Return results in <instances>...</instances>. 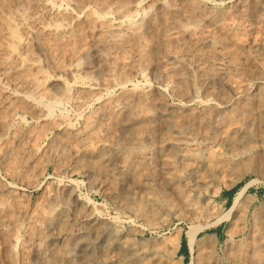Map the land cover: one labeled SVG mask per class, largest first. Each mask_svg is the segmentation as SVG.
<instances>
[{"label": "bare ground", "instance_id": "6f19581e", "mask_svg": "<svg viewBox=\"0 0 264 264\" xmlns=\"http://www.w3.org/2000/svg\"><path fill=\"white\" fill-rule=\"evenodd\" d=\"M138 75L158 83L143 86ZM65 100L77 122L56 113ZM18 110L36 125L9 128ZM263 130L264 0H0V264H63L85 235L93 203L73 186L67 192L45 181V199L32 207L21 202L17 179L35 180L44 171L29 162L33 153L51 156L60 169L66 159L87 165L89 184L145 218L153 206L147 204L173 205L174 196L176 206L197 215L203 189L215 192L232 172L242 177V149ZM48 131L53 137L41 145ZM156 179L163 184L144 199L135 186ZM243 192L225 213L239 218L245 233L227 249L228 263L264 264V205L252 211ZM68 200L87 217L59 206ZM198 226L185 231L198 251L193 263L224 264L217 256L200 258L206 242L197 239ZM50 240L58 255L48 253ZM179 240L180 229L175 251Z\"/></svg>", "mask_w": 264, "mask_h": 264}, {"label": "rangeland", "instance_id": "374dc122", "mask_svg": "<svg viewBox=\"0 0 264 264\" xmlns=\"http://www.w3.org/2000/svg\"><path fill=\"white\" fill-rule=\"evenodd\" d=\"M220 1L221 0H212V1L210 0V2H215V3H220ZM136 79H137L136 80L137 82H140L143 86H146V87L150 86L151 84L155 85L158 83L154 79L144 80V78L141 75H138L136 77ZM146 82L148 83L147 85H146ZM169 99L172 102H180V99L177 96H170ZM68 104H69V106H68ZM59 109H60V111H59ZM56 113L64 115L71 122H77L79 120V117H77L78 116L77 111L73 107V105L71 104L70 101L65 100L60 105H58L56 108ZM26 114L27 113H24L23 111L18 110L17 113L15 114L16 117L14 116V119H13L12 123H10L9 128H12L16 125H18V126L20 125L21 127H25V128H27V126L29 128L35 126L37 123L36 119H33L34 117L32 115H30V114L26 115ZM263 134H264V130H263V132L261 131V132L256 133V138L254 139V141L249 146L245 145V147L243 149L241 148L243 151V155L246 156L248 154V156L245 157L246 158L245 161H247V163H246L247 165L244 164L245 168H244V170H242L244 172V174L242 175V177L239 180H236L235 175H237V173L232 172V173L227 174L225 176V178L219 179V181H218V183H219L218 187L219 188L217 187L218 189L215 192L212 191L213 189H211V190L209 189V191L204 190V189L202 190V194L199 196V199L197 201V204L199 205V207H198L199 210L202 209L201 211H199V214L201 213L202 216L197 214L199 217L197 215H192L191 213H189L188 210H184V209L176 206L175 205V196H174V198L172 199L173 205H171L169 203H165L162 200L161 201L159 200V202H161L163 204L161 207L158 205L154 206V204H147L148 207H150V205L151 206L153 205V206L150 207L151 212H149V211H147L148 213L146 212V214H149V215H147L145 218V215L143 216V214L138 209L136 210L135 205H130V204H124L123 205V204L119 203L117 200L113 199L111 196H108L106 193H104L101 189L97 188L95 185L89 184L90 182L87 181V179H89L88 178L89 168L87 165L82 164V163H78V162H74L71 159H66L62 165V168L60 169V168H57L55 159L49 155H45L43 157H40V156L37 157V154L33 153L30 156L31 159L29 160V162L34 161L35 166H37V165L41 166L42 165V168L43 167L45 168V169L43 168L44 171L42 170L43 172L41 171L42 172L41 174L38 173L37 175H35L34 178H37V179L33 180V178H32L31 179L32 181L30 179H24V178H21V179L19 178L20 181H19V179H17L16 185L19 188L18 190L20 193V199H22L21 202L22 201H23V203L27 202L26 205L29 207H32L36 200L41 201L42 198L45 199L44 197L46 196V192H44V190H43L44 188H42L43 187L42 184L45 183V181L47 184L50 183L51 186L55 185L56 183H60V184H62L63 188L67 192H69L73 186L74 187L73 189L74 190L76 189L75 193L77 194V196L79 195L78 197L82 201L84 200V202H89L90 204L93 203V204H91V206H92L91 207L92 209L90 211L91 213L87 217V216H84V213L81 210L83 208H81L80 206H77V204L73 200H71V201L68 200L69 203L67 201L66 202L60 201L59 206L66 208V210L69 211L70 213H74L78 216L81 214L79 216L80 218H82V217L88 218V220L86 221L87 225H86V227L83 228V232L85 234L84 238H81L82 240H77V242L71 244V246H70L71 248H69V252L71 250V253L67 254L68 257H66V259L63 261V264H97V262L104 263L105 261H106L105 263H108V264H111V263L112 264H116V263L121 264L122 262H123L122 264H137V263L138 264H155L154 261H156L157 264H189V263L194 264L193 260L198 257V251L196 250V247L190 246L188 244L187 238L185 236V231L188 230V227L190 225H197V226L199 225L198 226L199 231L197 234V239L198 240L202 239L201 240L202 242H206V245H202V247H201V249L203 251L205 250L204 251L205 253L203 251H201L200 258L201 257L205 258L206 256H217V257H219V259L221 261L224 262V264H229L228 258L226 255L228 253L227 249L229 251H230V249L233 250V248L235 246L241 244L244 241L243 239H245V233L241 232L242 225H243L241 220L239 218L237 219L234 217L233 218L228 217L229 219L227 217H225L226 211L232 206L231 204H233L234 196H235L236 192L241 187H244V192H243L244 194L243 195L245 197V200L243 203L247 202L245 204L248 205V207L251 210L253 209L252 211H254L255 208L258 209L259 207H261L262 204L264 205V135ZM52 137H53L52 132H50V131L46 132L45 135L41 138L40 144L41 145L47 144L52 139ZM249 156H252V158H250ZM45 157H47V158H45ZM40 160H42L43 162ZM44 160L46 162H44ZM51 160H53V161H51ZM39 166H37V167H39ZM63 167L65 170L63 169ZM58 169L61 171H59ZM62 169L64 170V172ZM54 171L57 173H55ZM228 175H230V176L227 177ZM58 177H60V178H58ZM6 180L8 182L15 181L11 177H6ZM26 180H27V182H26ZM48 180H49V182H48ZM144 181H146V180H144ZM233 181H235V182H233ZM31 182H32V184H31ZM33 182H34V184H33ZM146 182H148V183L145 185V187L144 186L141 187L140 185L138 187V185H137V186H135V188L137 190L139 189L138 191L142 192V194L144 193L143 197H144V199L147 200V198L149 196L155 195L154 193H155L157 187H159L158 185L163 184V183L159 179L150 180V181L147 180ZM226 182H228L227 185H226ZM240 182H242L243 184L235 192H230V189L235 187ZM26 184H28V185H26ZM76 184H77V186H76ZM137 190H135V191H137ZM21 195L23 198L21 197ZM27 195L29 197H27ZM80 195H81V197H80ZM86 198H89V200ZM90 199H91V202H90ZM227 199H228V201H227ZM72 201L76 205L74 204V206H73ZM70 202H72V203H70ZM201 204H202L203 208L200 207ZM245 204H243V205H245ZM76 206H77V208H76ZM78 207H80L81 209L80 208L78 209ZM72 208H73V210H72ZM75 208H76V210H75ZM80 210H81V212L79 213ZM207 210H208V212H207ZM153 212L156 214H154ZM203 214H204V216H203ZM147 217H149V218L151 217V219L152 218L153 219L151 220ZM100 220H101V222H100ZM249 221H250V216L248 217V221L246 223L248 224ZM90 223H91V225H90ZM99 223L102 226L97 228V224H99ZM102 223H104V225ZM240 223H241V225H240ZM92 227H93L92 230H94V231L91 230ZM94 228H96V229H94ZM178 229H180V240H179L180 243H179V245L175 251V250H173V244H174V240L176 238V234L178 232ZM232 229L234 230V232ZM98 230H99V232H97ZM100 230H102V231L100 232ZM231 231L233 232L232 235H231V233H232ZM236 232H237V234H236ZM212 233H215L216 236H213ZM209 235H211V236H209ZM52 237L53 236H50V239H52ZM129 238H131V240ZM107 239H109V240H107ZM209 239L213 244L209 241ZM212 239H214V240H212ZM114 240L119 241V242H116ZM158 240H162V242H164V244L162 243L160 246L159 245L158 246L152 245L153 247L151 248L152 242L158 241ZM238 240L240 243L238 242ZM84 241L85 242L87 241V242L84 243ZM123 241H124V244H123ZM49 242L51 244L48 243L49 244V247H47L48 253L50 255H51V253L52 254L56 253L58 255L59 253H57L53 249L52 240H50ZM186 242H187V245L190 249V252L188 253V256L185 259L184 256L182 255L181 251H180V248ZM126 243L128 246L126 245ZM100 245H101V247H100ZM116 245H118V246H116ZM145 245H146V247H145ZM85 247H86V251L84 249ZM117 247H119V250H117ZM154 247L155 248L157 247L160 249L157 250V248L155 249ZM50 248L52 249L51 252H50V250H51ZM126 248H127V250H126ZM121 249H125L124 252H126V255L121 253ZM130 249H133L134 251L130 250ZM137 249L141 252L135 251ZM150 251L154 254V257L152 256V253ZM128 252H131V253L128 254ZM136 252H138L137 254L142 256V259L140 260V262L139 261L136 262L133 259V254H135ZM90 253H92L93 255ZM95 255H97L98 257ZM108 255L110 256V258H108ZM143 255H144V257H143ZM146 255L150 256V257H147ZM204 255H206V256H204ZM92 256H93V258H92ZM88 257L90 260H87ZM102 257H103V259H105V258H107V259L103 260ZM145 257H147V258H145ZM156 257H157V259L159 257V259L157 260ZM100 258L102 261L99 260ZM122 258H124V259H122ZM71 259L73 262L71 261ZM74 259H75V262H74ZM151 261H153V262H151ZM65 262H67V263H65ZM51 264H53V263H51Z\"/></svg>", "mask_w": 264, "mask_h": 264}, {"label": "crops", "instance_id": "0c3cea01", "mask_svg": "<svg viewBox=\"0 0 264 264\" xmlns=\"http://www.w3.org/2000/svg\"><path fill=\"white\" fill-rule=\"evenodd\" d=\"M227 201H228V199H227ZM180 251H181L182 255L184 256V258L186 259V257L188 256V253L190 252V249L187 245V242L181 246Z\"/></svg>", "mask_w": 264, "mask_h": 264}, {"label": "trees", "instance_id": "16d2710c", "mask_svg": "<svg viewBox=\"0 0 264 264\" xmlns=\"http://www.w3.org/2000/svg\"><path fill=\"white\" fill-rule=\"evenodd\" d=\"M243 183L240 182L239 184H237L235 187L230 189V192H235Z\"/></svg>", "mask_w": 264, "mask_h": 264}]
</instances>
